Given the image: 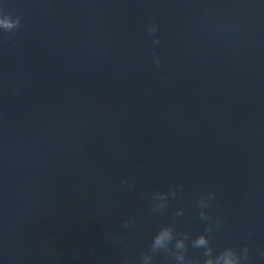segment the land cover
<instances>
[{
    "label": "water",
    "instance_id": "95a60500",
    "mask_svg": "<svg viewBox=\"0 0 264 264\" xmlns=\"http://www.w3.org/2000/svg\"><path fill=\"white\" fill-rule=\"evenodd\" d=\"M5 14L20 26L0 29V264L139 260L167 225L186 260L203 264L192 241L212 226L214 256L247 244L243 264H264V0H0Z\"/></svg>",
    "mask_w": 264,
    "mask_h": 264
},
{
    "label": "clouds",
    "instance_id": "9594fccd",
    "mask_svg": "<svg viewBox=\"0 0 264 264\" xmlns=\"http://www.w3.org/2000/svg\"><path fill=\"white\" fill-rule=\"evenodd\" d=\"M20 26V18L17 17L15 19L12 18L11 14L0 15V29L5 32H13L18 29ZM158 31V26L153 24L149 27L148 32L155 33ZM154 43L159 44L160 41L157 38ZM154 55L157 56L155 60V65L158 67L161 63L158 54L154 51ZM124 183L129 189L133 188L134 185L129 183L127 180H124ZM178 187L182 186H173L170 187L168 192H153L151 195V199L153 201L151 211L157 212L159 210H163L167 207L169 203V196L175 197L177 195ZM216 193L208 192L202 193L197 199V204L201 209L199 212V217L201 220L207 221L210 220L211 217L205 212L203 209L211 207L212 202L215 201ZM177 217L183 215V209L179 210L175 214ZM137 224V220L135 217H131L123 221L122 227L124 229H132L135 228ZM220 221L217 220L215 227L219 228ZM212 226H208L205 228V234H201L196 237L192 241V245L195 248H204V256L206 259L203 261V264H243V262L249 260V253L251 251L250 247L245 244L241 252H237V250L233 247H227L223 251H221L218 255H213L214 249L210 244V239L207 233L212 232ZM252 234H250L251 236ZM106 239L112 240H120L123 241V236H111L109 233L105 234ZM189 239L187 233H178L174 227V225L163 226L154 236L153 242L151 244L150 252L141 253L139 260H134L130 258L123 259L120 264H151L155 253L163 250L164 252L169 253L176 264H200L199 260L187 259L185 253L187 252V243L186 241ZM175 240V251L169 247L172 241ZM264 255V253H261Z\"/></svg>",
    "mask_w": 264,
    "mask_h": 264
}]
</instances>
